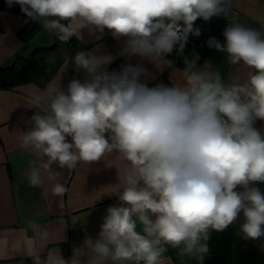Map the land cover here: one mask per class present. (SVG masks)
Returning <instances> with one entry per match:
<instances>
[{"label":"clouds","instance_id":"obj_1","mask_svg":"<svg viewBox=\"0 0 264 264\" xmlns=\"http://www.w3.org/2000/svg\"><path fill=\"white\" fill-rule=\"evenodd\" d=\"M5 3L19 5L61 44L82 40L85 29H107L123 38L121 55L160 67L201 34L198 19L228 17L233 0ZM223 37H210L207 46L225 54L231 73L210 61L197 67V56L167 85L150 87L143 78L155 77L139 64L109 71L110 53L76 50L66 59L59 81L34 93L26 107L36 111L22 118L20 147L33 156L27 185L62 198L69 190L64 170L111 158L119 163L105 164L116 167L118 183L102 195L118 203L107 208L97 238L86 236L68 259L47 247V233L31 248L17 245L15 254L31 264H165L171 248L203 264L212 232L241 214L242 238L264 237V128L256 126L264 122V26L229 23ZM69 65L84 78L64 86Z\"/></svg>","mask_w":264,"mask_h":264},{"label":"crops","instance_id":"obj_2","mask_svg":"<svg viewBox=\"0 0 264 264\" xmlns=\"http://www.w3.org/2000/svg\"><path fill=\"white\" fill-rule=\"evenodd\" d=\"M27 20L24 15L0 9V67H8L14 58L27 57L34 48L52 43V33L37 21L39 31L29 42H24L18 31ZM212 21L216 29L225 28L233 22L261 28L264 26V0H233L229 16L213 17ZM82 36L80 41L86 45L84 50H98L97 54L110 53L115 57L108 66L109 71H119L125 64L143 65L155 77L143 78L150 87L161 82L170 84L171 78L178 76L185 66L173 62L172 55L168 57L172 65L160 67L145 58L121 55L123 38L114 39L107 29L103 34H90L85 29L82 30ZM205 61H210L222 72L227 69L226 75L233 71L227 66L222 52L203 53L196 60V66L201 67ZM64 63L49 83L59 81ZM68 77L69 67L63 74L62 85H67ZM74 77L83 79L84 73L73 70ZM46 86L40 88L34 83H24L12 88H0V264H31L30 259L15 254V250L19 244L31 248L34 243H39L41 233H47L48 248L60 250L65 259L70 258L73 248L80 247L86 236L97 238L107 208L118 203L115 197L102 195L110 190V185L118 183L116 167L105 164L119 163L111 158H106L105 162L82 164L76 170H64L63 182L69 190L62 198L45 195L43 189L28 187L25 174L33 156L20 147V132L27 130L22 118L27 119L36 111L34 107H26L28 100ZM256 126L264 128V122L257 121ZM258 186L264 191V184ZM74 218L79 220L73 223ZM242 223L241 214L223 232H212L208 241L210 253L204 258L203 264H264V237L243 239L240 232ZM166 257L165 264H197L195 260L179 256L176 249L169 248Z\"/></svg>","mask_w":264,"mask_h":264},{"label":"trees","instance_id":"obj_3","mask_svg":"<svg viewBox=\"0 0 264 264\" xmlns=\"http://www.w3.org/2000/svg\"><path fill=\"white\" fill-rule=\"evenodd\" d=\"M0 9L24 15L20 11L19 5L8 8L5 0H0ZM200 22L201 20L198 19L195 23ZM39 29L37 22L28 18L25 25L19 29L18 35L24 42H29ZM52 37L53 40L49 46L34 48L29 56H18L14 58L10 66L0 67V88H12L24 83H34L38 87L44 88L69 56L76 50H84L86 47L75 37L68 44H61L53 33ZM72 71L73 68L69 65L68 81L72 78Z\"/></svg>","mask_w":264,"mask_h":264},{"label":"built area","instance_id":"obj_4","mask_svg":"<svg viewBox=\"0 0 264 264\" xmlns=\"http://www.w3.org/2000/svg\"><path fill=\"white\" fill-rule=\"evenodd\" d=\"M200 20L201 22L198 24L195 23L194 26L200 29L201 34L198 37L195 35H190L182 52L173 51L172 55L175 63L184 64L185 60H193L197 56L200 59L203 53L207 51H217L214 48H209L207 46V41L210 37H215L221 42L224 41L223 31L226 27L222 29H216L213 25L212 18L207 22L203 21L202 19Z\"/></svg>","mask_w":264,"mask_h":264},{"label":"water","instance_id":"obj_5","mask_svg":"<svg viewBox=\"0 0 264 264\" xmlns=\"http://www.w3.org/2000/svg\"><path fill=\"white\" fill-rule=\"evenodd\" d=\"M185 264H188V263H185Z\"/></svg>","mask_w":264,"mask_h":264}]
</instances>
